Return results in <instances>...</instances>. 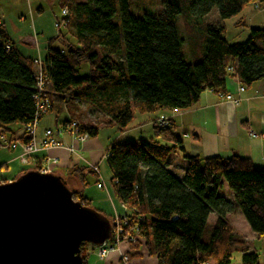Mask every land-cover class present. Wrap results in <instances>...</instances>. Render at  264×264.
I'll return each instance as SVG.
<instances>
[{
  "label": "trees",
  "instance_id": "obj_1",
  "mask_svg": "<svg viewBox=\"0 0 264 264\" xmlns=\"http://www.w3.org/2000/svg\"><path fill=\"white\" fill-rule=\"evenodd\" d=\"M161 1L157 16L135 18L131 0H59V6L68 10L62 19L68 38L59 32L48 42L41 64V92L33 61L20 54L0 24V134L19 125L23 129L19 143L28 142L25 128L36 119L38 95L49 103L38 123L54 114L56 123L66 127L75 119L68 112L75 101L95 108L102 115L101 124L78 121V133L96 137L101 126L125 130L134 112L185 111L206 91L224 94L229 77L246 87L264 81V26L250 28L244 42L229 43L220 24L264 0ZM213 9L220 23H205ZM180 15L185 20L181 36L176 22ZM236 25L245 26L242 19ZM84 65L87 71L81 75ZM62 112L66 118L59 122ZM152 129L164 144L112 142L106 151L111 194L129 210L124 213L125 233L135 237L129 249L143 247L157 264H230L235 251L242 254L241 264H259L258 254L230 227L226 209L235 206L256 238L264 239V168L237 155L185 156L187 167L180 179L168 170L169 156L184 151L174 124L168 120L167 126ZM80 168L66 176L57 174L66 185V177L76 174L84 188L86 168ZM26 171L30 170L19 175ZM224 186L231 200L219 195ZM71 191L74 201L90 207L82 189ZM212 214L216 217L209 223ZM88 246L93 249L81 245L83 264ZM126 255L130 261L141 254Z\"/></svg>",
  "mask_w": 264,
  "mask_h": 264
},
{
  "label": "crops",
  "instance_id": "obj_2",
  "mask_svg": "<svg viewBox=\"0 0 264 264\" xmlns=\"http://www.w3.org/2000/svg\"><path fill=\"white\" fill-rule=\"evenodd\" d=\"M38 9L37 12H42V8L41 10ZM257 23L258 24H253L250 28H262L264 26V16L259 17ZM0 24H4L10 39L20 54L31 59L33 63L37 59L40 61L43 60L45 51H41V46H39V54L37 52L35 53V51H30L32 48L31 36L25 34L21 44L18 45L13 41L3 16H0ZM220 24L224 27L223 22ZM14 27L16 28V26ZM15 28L13 29L15 30ZM36 29L37 27L34 26L33 30L37 33ZM248 32L246 31L243 33V39H247ZM37 69V66L34 64V71L37 72ZM236 83H239L238 80L234 78H232V80L230 79L226 83V91L224 94H214L210 91L204 92L200 96L198 103L185 111H163L157 114H149L151 117H147L145 121L138 122L134 127L128 126L125 130L121 131L110 125L101 126L96 137H88L85 141L76 140L66 127L62 128L59 123H56L54 114L53 117H49L48 114L40 119L36 127L35 141L38 144L42 142L44 140V132L46 130H51L58 145L56 147L39 150L33 155V159L35 161L56 159L58 164L54 168L53 173H59L64 176L68 175L74 169L80 167L86 168L84 172L87 174V185L85 188H82L83 194L90 203H95L97 205V209H99L101 213L109 215L111 218L115 215L126 213L127 208L115 200L111 194L109 182L111 173L106 164V151L112 142L124 143L134 141L126 140V136L131 132L136 133L138 138L135 140L143 141L141 137L144 136L148 138L153 135V139L150 141L164 144L162 139L155 137L152 129L153 122L157 119H168L172 121L175 134L181 138L182 148L184 150L181 153L184 157L193 156L203 159L219 157L228 159L233 155H237L240 158L249 159L255 167L264 168V81L256 82L246 87L243 93H234L233 95L240 100L237 106L227 101L224 97L226 93L234 92ZM80 102L83 101L71 103L68 106V112L73 117L78 118L82 124H86L80 117L82 111H77V103ZM100 132L102 136H100ZM7 134L8 137H6V135L5 137L9 141L21 142L23 129L22 127H18L17 129L11 128V132ZM252 134L255 136L253 137ZM71 147L74 148V152H70ZM14 151V156L6 162L5 168L13 164L10 163L11 161L15 162V160L18 159L20 149L16 148ZM168 164V170L172 171V163L169 161V158ZM91 165L97 167V174L94 172L90 173V171H92ZM186 167L187 160L184 159L183 173ZM75 175L76 174L69 176L70 179H77ZM12 180L13 178H8L3 180V182H11ZM92 182L94 184V189L100 192L99 194H96L95 190L89 193L86 192L88 185ZM98 183H102L103 187L101 189L97 187ZM79 184V181H77L78 186ZM225 196L231 198L230 193H227ZM227 217L226 214V218ZM214 220L215 218L213 220H209L208 218L209 223L214 222ZM246 225L245 228L248 233L245 235L247 237L249 236L248 238L251 240L248 244L249 249L258 254V263L264 264V239L256 238L250 231L248 225Z\"/></svg>",
  "mask_w": 264,
  "mask_h": 264
},
{
  "label": "water",
  "instance_id": "obj_3",
  "mask_svg": "<svg viewBox=\"0 0 264 264\" xmlns=\"http://www.w3.org/2000/svg\"><path fill=\"white\" fill-rule=\"evenodd\" d=\"M111 235L109 219L74 201L57 173L30 170L0 184V264H83L81 245Z\"/></svg>",
  "mask_w": 264,
  "mask_h": 264
},
{
  "label": "rangeland",
  "instance_id": "obj_4",
  "mask_svg": "<svg viewBox=\"0 0 264 264\" xmlns=\"http://www.w3.org/2000/svg\"><path fill=\"white\" fill-rule=\"evenodd\" d=\"M58 1L59 0H0V16H3V18H5V22L10 30L13 41L20 45L22 39L24 38V35L28 34V36H31L32 41V48L30 49V51H35V53L37 52L39 54V46H41V51L44 52L47 47L48 41L54 39L59 34V32L66 34L67 30L64 28V24L62 22V19L66 16L62 13L63 8L65 7L61 8ZM76 1L85 2L86 0ZM39 7L42 8V12H37V9ZM162 8L163 6L161 0H131L130 12L135 18L155 17L162 11ZM263 16L264 8H255L252 4H249L242 10L239 15L231 19L222 21L225 27L224 36L226 40L229 43H239L245 41L246 39H243L242 36L243 33L246 31L248 32L249 28L252 27L253 24H258L257 22L259 17ZM191 18L192 16L189 15V19ZM240 19L244 20L246 25L245 27L236 25ZM217 21L220 22L215 9H213L211 13L204 19V22L208 24L216 23ZM176 22L179 34L181 36V34L184 33L185 20L180 15L177 17ZM55 24H57L58 26L56 27ZM14 26H16V28ZM34 26L37 27V33L33 30ZM13 28H15V30ZM65 37L68 38V35L66 34ZM54 45L57 46V43H54ZM184 49L187 50L186 45L184 46ZM85 71H87V66L84 65L81 68L80 74H85ZM77 108V111H82L80 117L83 121L95 125L101 124L102 115L95 108L84 102L77 103ZM48 116L53 117V114H49ZM149 116L151 117V115L149 114H139L137 112H134L133 120L129 124V127H134L138 122H142L143 120L145 121ZM65 118L66 115L63 112L58 115L59 121H64ZM75 120L82 123L80 120H78V118H75ZM10 127L12 129H17L19 125L13 124ZM100 136H102L101 132ZM6 137H8L7 133ZM126 137V140H135L138 138L135 132L128 133ZM141 138L144 142L148 143L151 139H153V135L148 138H145L144 136ZM14 153V150L10 151L7 149H0V165H6V162H8V160H10L14 156ZM17 160H15V162H10L13 164H7V168H0V183L8 178L16 179L21 170H31L33 168L30 165H22L20 161ZM169 161L172 163L171 172L176 177L180 179L183 178V154L180 151H178L176 154H171L169 156ZM66 181L67 186L70 190L79 191L83 188L80 184L79 186L77 185V179H70V177L67 176ZM87 188V193L94 191L95 189L93 182L90 183ZM95 193L99 194L100 192L96 191ZM227 193L230 192L227 187L224 186L223 189L220 190L219 195L225 196ZM224 198L227 200H231L226 196ZM89 208L99 211L95 203H91ZM126 212L128 214L129 210L126 209ZM226 212L230 227L235 233L242 236L249 244V241L251 240L250 238H248L249 236L247 237L245 235L246 233H248L246 232L245 228L246 222L242 218L240 212L236 209L235 206H230L228 209H226ZM106 216L108 218H111L109 215ZM215 217L216 216L214 214L212 216L210 215L209 220H213ZM87 250H89L87 255L88 264H119L117 253H110L105 260L99 261L96 257L95 251L92 252V248L90 246L85 248L84 253H86ZM120 250L123 253L131 252L132 254H141L140 256H136L130 259L129 264H157V260L154 257H149L146 255L143 247L130 250L129 243L126 240L120 242ZM241 256V252H233L230 264H241ZM209 264L212 263L210 262Z\"/></svg>",
  "mask_w": 264,
  "mask_h": 264
},
{
  "label": "built area",
  "instance_id": "obj_5",
  "mask_svg": "<svg viewBox=\"0 0 264 264\" xmlns=\"http://www.w3.org/2000/svg\"><path fill=\"white\" fill-rule=\"evenodd\" d=\"M255 8H264V4L262 5H253ZM64 15H67V10L64 8L62 10ZM56 27L58 26L55 24ZM34 64L37 66L36 78H37V85L38 91H42V72H41V64L42 61L39 59L34 61ZM231 71V68L228 69ZM232 78H228L227 82ZM226 82V83H227ZM246 90V86L236 83L234 92H228L225 94V99L229 102H232L235 106H237L240 102L239 98L235 97L233 94H240ZM37 102V112H36V119L33 123L29 124L25 128L26 136L28 142L26 143H19V142H11L9 141L4 134H0V149H7V150H15L16 148L20 149V154L18 156V160L22 165H31L33 168L37 167V170L41 174H51L54 171V168L57 166L58 161L56 159H49L47 161H35L33 159V155L38 152L39 150H44L47 148L56 147L58 142L55 140L53 136V132L51 130H46L44 132V140L39 144L35 141V130L38 125V120L41 115L45 114L49 108V103L46 99H39V95L35 97ZM153 125L156 127H165L168 125V119H157L153 122ZM80 127V123L75 119H70V122L66 125L69 133L73 135L76 140L78 141H85L88 136L86 134H79L78 128ZM254 137L255 135L252 134ZM70 152H74V148H70ZM107 154L105 155V158ZM91 170L94 173H98L97 167L95 165H91ZM97 187L101 189L103 187L102 183H98ZM127 214V212H126ZM112 235L113 238L112 242L106 241L101 246H93V252L95 251L96 257L99 261L105 260L110 253H117L118 258L121 264H128L129 259L126 253L121 252L120 250V242L126 240L128 243L133 244L135 242V237L132 235L125 234V227L128 225L127 219L125 218V214L122 215H115L112 218Z\"/></svg>",
  "mask_w": 264,
  "mask_h": 264
}]
</instances>
